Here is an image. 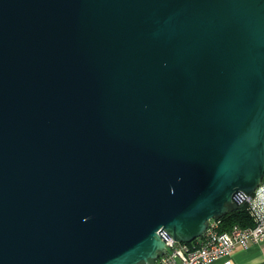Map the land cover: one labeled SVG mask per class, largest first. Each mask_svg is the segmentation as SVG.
I'll list each match as a JSON object with an SVG mask.
<instances>
[{
	"label": "water",
	"instance_id": "1",
	"mask_svg": "<svg viewBox=\"0 0 264 264\" xmlns=\"http://www.w3.org/2000/svg\"><path fill=\"white\" fill-rule=\"evenodd\" d=\"M264 177V0H0V264H150Z\"/></svg>",
	"mask_w": 264,
	"mask_h": 264
},
{
	"label": "built area",
	"instance_id": "2",
	"mask_svg": "<svg viewBox=\"0 0 264 264\" xmlns=\"http://www.w3.org/2000/svg\"><path fill=\"white\" fill-rule=\"evenodd\" d=\"M253 224L233 225L229 230H218V222L210 219L202 234L190 242H180L172 237L165 239L166 251L154 258L150 264H209L221 259L220 264H234L230 258L236 247L246 248L264 240V180L240 200Z\"/></svg>",
	"mask_w": 264,
	"mask_h": 264
},
{
	"label": "trees",
	"instance_id": "3",
	"mask_svg": "<svg viewBox=\"0 0 264 264\" xmlns=\"http://www.w3.org/2000/svg\"><path fill=\"white\" fill-rule=\"evenodd\" d=\"M264 180V177H262ZM213 220L218 222V230H229L233 225L238 224L240 226H249L253 224L252 217L248 213L246 206L243 203L238 205L230 204L229 209L225 214L214 216ZM152 261V260H151ZM137 264H144L138 262Z\"/></svg>",
	"mask_w": 264,
	"mask_h": 264
},
{
	"label": "crops",
	"instance_id": "4",
	"mask_svg": "<svg viewBox=\"0 0 264 264\" xmlns=\"http://www.w3.org/2000/svg\"><path fill=\"white\" fill-rule=\"evenodd\" d=\"M230 258L234 264H264V240L258 243H252L243 248L236 246ZM221 259H216L209 264H220Z\"/></svg>",
	"mask_w": 264,
	"mask_h": 264
}]
</instances>
